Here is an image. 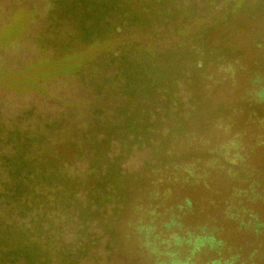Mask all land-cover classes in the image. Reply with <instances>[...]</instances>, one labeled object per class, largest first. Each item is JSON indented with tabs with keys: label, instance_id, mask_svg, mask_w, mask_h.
Wrapping results in <instances>:
<instances>
[{
	"label": "rangeland",
	"instance_id": "obj_1",
	"mask_svg": "<svg viewBox=\"0 0 264 264\" xmlns=\"http://www.w3.org/2000/svg\"><path fill=\"white\" fill-rule=\"evenodd\" d=\"M127 1L143 15L150 11L149 0ZM82 8L77 0H0V127L6 138L11 130L44 132L48 143L29 156L59 154L64 171L85 181L105 162L107 154L95 151L93 143L104 141L110 127L118 129L110 156L121 142L136 143L122 166L129 173L156 164L147 142L161 155L172 152L180 129L208 140L211 134L203 128L214 117L234 132H257L253 122L264 119V110L245 114L246 101L261 85L252 80L264 77V0H175L162 6V17L148 14L146 23L109 14L100 24L114 28L95 42L80 36ZM221 101L231 109L219 114ZM138 127L145 144L135 142ZM4 154L13 157L15 150L0 148ZM185 162L190 169L193 161ZM248 163L264 176V156L255 154ZM12 179L0 162V188ZM19 206L0 199V219ZM64 222L61 236L51 231L61 238L58 248L74 249L103 234L98 229L79 241L82 221ZM108 239L97 240L78 264H147L133 242L123 247ZM50 247L53 264H70Z\"/></svg>",
	"mask_w": 264,
	"mask_h": 264
},
{
	"label": "trees",
	"instance_id": "obj_2",
	"mask_svg": "<svg viewBox=\"0 0 264 264\" xmlns=\"http://www.w3.org/2000/svg\"><path fill=\"white\" fill-rule=\"evenodd\" d=\"M173 1L149 0L150 11L143 15L144 10L137 11L127 0H77L84 15L80 36L85 42H95L107 35L112 24L100 22L114 13L125 15L129 22H151L165 14L163 5ZM148 14L153 15L151 19ZM88 17L94 21L90 26ZM252 82L261 85L246 101V117L264 110V77ZM214 83L208 86L209 93ZM216 105L219 114L231 109L227 102ZM219 117L203 128L211 134L208 140L180 129L178 137L172 138V152L161 155L154 143L139 137L144 120L135 142L152 146L157 162L132 173L122 166L136 143L121 142V150L110 156V140L118 136V129L110 127L104 141L93 143L95 151L107 154L104 165L85 181L64 171L59 154L45 151L29 156L35 147L41 149L48 143L44 132L11 130L6 138L0 127V148L15 150L13 157L0 155L13 178L1 184L0 199L20 203L16 213L0 219V264L20 260L53 264L50 246L56 248L61 238L51 231L61 236L64 219L82 221L79 241L98 229L103 233L74 249L57 247L65 263H80L97 240L108 235V242L115 245L133 242L147 264H264V176L248 163L255 154L264 156V119H254L258 130L247 136V129L223 128ZM218 141L222 142L215 145ZM189 159L193 161L190 169L183 166ZM89 226L96 231L89 234Z\"/></svg>",
	"mask_w": 264,
	"mask_h": 264
}]
</instances>
